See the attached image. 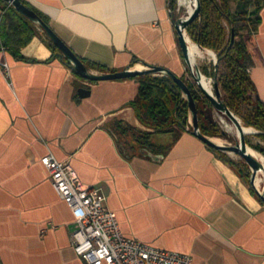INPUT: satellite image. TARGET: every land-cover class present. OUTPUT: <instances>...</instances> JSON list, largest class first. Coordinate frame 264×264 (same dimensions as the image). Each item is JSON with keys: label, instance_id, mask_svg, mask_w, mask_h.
I'll return each instance as SVG.
<instances>
[{"label": "crops", "instance_id": "0c3cea01", "mask_svg": "<svg viewBox=\"0 0 264 264\" xmlns=\"http://www.w3.org/2000/svg\"><path fill=\"white\" fill-rule=\"evenodd\" d=\"M21 1L86 61L190 75L174 28L179 3ZM258 16L247 37L249 75L264 102V0ZM32 25L16 54L0 40V264H85L71 244L73 213L41 162L46 153L100 189L125 236L185 253L191 264H264V203L249 181L190 131L145 126L132 105L138 76L86 79Z\"/></svg>", "mask_w": 264, "mask_h": 264}, {"label": "trees", "instance_id": "16d2710c", "mask_svg": "<svg viewBox=\"0 0 264 264\" xmlns=\"http://www.w3.org/2000/svg\"><path fill=\"white\" fill-rule=\"evenodd\" d=\"M0 3H3L0 23L1 44L16 54L17 48L26 44L34 36L36 29L32 22L12 5H8L4 0H0ZM169 4L175 8L176 0H170ZM261 4L262 0H199V13L187 25L186 32L201 48L215 52L216 67L211 61L208 65L200 66L201 72L215 78L222 101L240 117L245 126L258 130L255 137L264 141V102L256 95L255 86L249 75V67L253 60L247 46V37L256 30L259 23L258 9ZM35 12L47 23L42 14ZM46 38L55 50L56 47L47 35ZM80 59L87 69L109 71L104 65ZM137 76L138 97L132 105L140 121L155 132L171 130L191 132L188 104L177 84L167 75L147 73ZM180 77L186 81L194 98L201 132L208 136L223 135L224 132L211 116L210 109L213 106L209 99L197 84L192 83L184 75ZM118 130L120 134H126L123 130ZM139 133L138 137L151 134L148 131ZM127 142L131 148H135L130 140ZM246 143L264 154V147L260 143L253 144L247 138ZM214 150L248 182L250 171L243 160L233 159L223 151ZM250 189L255 193L252 186Z\"/></svg>", "mask_w": 264, "mask_h": 264}, {"label": "built area", "instance_id": "2783aa9c", "mask_svg": "<svg viewBox=\"0 0 264 264\" xmlns=\"http://www.w3.org/2000/svg\"><path fill=\"white\" fill-rule=\"evenodd\" d=\"M55 192L73 213L71 233L74 252L85 264H191L185 253L152 246L125 236L116 213L104 204L99 188L86 186L75 169L51 153L41 157Z\"/></svg>", "mask_w": 264, "mask_h": 264}, {"label": "water", "instance_id": "95a60500", "mask_svg": "<svg viewBox=\"0 0 264 264\" xmlns=\"http://www.w3.org/2000/svg\"><path fill=\"white\" fill-rule=\"evenodd\" d=\"M9 5H12L17 11L23 14L26 18H28L31 22L38 25V27L45 32L48 38L52 41L54 46L60 51V53L67 59V61L71 64L74 71L80 76L89 79V80H108V79H118V78H126V77H134L141 74H162L169 76L179 87L181 90L182 96L186 99L188 108H189V120L191 123V133L202 140L209 147L223 151L225 153H234L238 155L240 158L244 160V162L248 165L250 173H249V183L254 188L256 194L264 203V185L262 191H260L254 182L257 174L259 172H264V164L258 159L255 155L248 151V145L246 143V133L242 130L246 126L242 124V121L239 116H237L234 112H232L226 104L222 101L221 95L218 89L217 82L215 78H212V88L213 90L208 91L201 83V78L204 76L200 71L199 66L196 64L195 59H193L189 45L186 39V36L190 39L186 32L187 25L198 15L199 13V0H192L194 4V8L191 11L186 10L184 15L178 16L174 20V28L177 34V41L182 52L184 61L187 65V69L189 71L190 76L194 79L197 86L200 88L202 93L209 99L213 108L226 116L230 121H232L238 129H240V134L237 137V140L234 144H225L222 142H217L213 138L208 135H205L201 132L198 123L197 116V108L194 101V98L191 94V91L184 79L180 76L176 75L171 70L159 66V65H145L143 68L136 69L132 67H125L121 70L109 71L103 73L90 72L83 61L76 55V53L63 41V39L52 29V27L46 23L33 9L24 4L21 0H4ZM233 40V36L231 37V41ZM198 47L201 46L195 43ZM205 50H209L213 53V65L216 67L217 57L213 50L202 48ZM205 77V76H204ZM206 78V77H205ZM86 89H79V94L82 95L84 92L87 93ZM264 176V174H263Z\"/></svg>", "mask_w": 264, "mask_h": 264}, {"label": "rangeland", "instance_id": "374dc122", "mask_svg": "<svg viewBox=\"0 0 264 264\" xmlns=\"http://www.w3.org/2000/svg\"><path fill=\"white\" fill-rule=\"evenodd\" d=\"M177 3H178V0H176V7H178V5H177ZM180 5V4H179ZM181 7L178 9V10H176V13H175V19L178 17V16H180V15H184L185 13H186V10H187V8H186V6H184V5H180ZM202 49V48H201ZM205 50V49H204ZM211 60H212V58L209 56V55H205V57H203V58H198V59H195V61H196V64L199 66V68H200V66L201 65H204V64H209L210 62H211ZM213 61V60H212ZM201 71V70H200ZM203 74V73H202ZM188 75V74H187ZM207 79H209L210 80V82H211V84H212V81H211V79H212V77H208V76H206V75H204ZM188 78H189V80L193 83H195V81H194V79L190 76V75H188ZM196 84V83H195ZM212 90H213V88H212ZM210 111H211V116H212V118L214 119V121L217 123V125H218V127H219V129L221 130V131H223L224 132V134L223 135H221V136H216V135H209L211 138H219L220 140H221V142L222 143H225V144H234V142L237 140V136L233 133V132H231L225 125H224V123H222V121L220 120V118H219V116H218V114L215 112L216 110L214 109V108H211L210 109ZM226 117V116H225ZM227 120L228 121H230L228 118H227ZM231 122V121H230ZM243 124V123H242ZM189 125H190V127L192 128V126H191V123H190V120H189ZM244 125V124H243ZM245 126V125H244ZM246 127H251V126H246ZM136 135H139L140 133L139 132H136L135 133ZM255 134L256 133H248V134H246V138L251 142V143H253V144H256V143H260L263 147H264V143L259 139V138H257V137H255ZM248 145V144H247ZM249 147H251L250 145H248ZM254 149V148H253ZM255 150V149H254ZM255 151H257V152H259L261 155H263L264 156V154L263 153H261L260 151H258V150H255ZM230 157H232V158H234V159H237V160H243L242 158H240L238 155H236V154H234V153H227ZM244 161V160H243ZM250 171V170H249ZM250 173V172H249ZM249 178V177H248ZM249 180V179H248ZM263 185H264V178H262V181H260V183H258V185H256V187L260 190V191H262V189H263Z\"/></svg>", "mask_w": 264, "mask_h": 264}, {"label": "bare ground", "instance_id": "6f19581e", "mask_svg": "<svg viewBox=\"0 0 264 264\" xmlns=\"http://www.w3.org/2000/svg\"><path fill=\"white\" fill-rule=\"evenodd\" d=\"M178 3L180 5L186 6L188 11H191L194 8V4H193L192 0H178ZM186 39H187V42L189 45V50H190V53H191L193 59L203 58V57H205L206 54L209 55L213 59L214 55L211 51L201 49L200 47H198L195 44V42H193L187 36H186ZM201 83L208 91L212 90V84H211L209 79L202 76ZM218 116H219L220 120L222 121V123H224V125L238 137L240 132H241L240 129H238V127L232 121L231 122L228 121L227 117H225L223 114L219 113ZM242 131L246 134L253 133L254 128H252V127H246L245 128L244 127ZM213 139L217 142H221V140L217 137L213 138ZM248 151L250 153H252L253 155H255L258 159H260L264 164V156L263 155H261L259 152L255 151L252 147H248ZM263 174H264V172H259L257 174V176L254 180L256 185H258V183H260V181H262V178H264Z\"/></svg>", "mask_w": 264, "mask_h": 264}]
</instances>
